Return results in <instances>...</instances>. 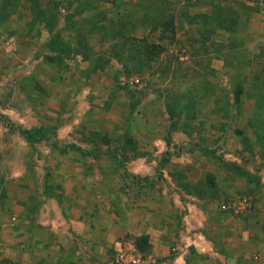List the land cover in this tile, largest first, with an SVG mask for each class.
Wrapping results in <instances>:
<instances>
[{
    "label": "rangeland",
    "instance_id": "rangeland-1",
    "mask_svg": "<svg viewBox=\"0 0 264 264\" xmlns=\"http://www.w3.org/2000/svg\"><path fill=\"white\" fill-rule=\"evenodd\" d=\"M14 33L13 61L2 63L16 100L27 107V127L52 137L27 159L36 188L55 189L52 161L64 162L71 145L77 157L86 151L87 163L113 166L120 175L129 162L159 150L157 164L175 165L179 182L190 156L201 171L215 170L222 203L260 199L254 208L264 245V0H0V35ZM144 41L159 48L143 50ZM237 82L244 89L236 104ZM195 148L200 158L188 155ZM124 174L130 183L138 178ZM199 177L198 169L190 175ZM207 182L197 186L207 191ZM113 253L99 264H111ZM10 256L3 250L0 264H23Z\"/></svg>",
    "mask_w": 264,
    "mask_h": 264
},
{
    "label": "crops",
    "instance_id": "crops-1",
    "mask_svg": "<svg viewBox=\"0 0 264 264\" xmlns=\"http://www.w3.org/2000/svg\"><path fill=\"white\" fill-rule=\"evenodd\" d=\"M0 48V125L9 124L0 131L1 254L4 250L10 257L19 256L23 264L33 259L36 264H99L118 240L146 235L144 254L152 264H258L250 253L262 243L254 208L261 205L260 199L222 203L217 183L207 191L197 186L206 184L207 173L216 176L215 170L201 171L198 159L194 163L190 156L184 159L192 161L187 164L191 167L180 168L186 175L179 182L177 167L158 165L159 150H148L120 168L138 177L130 183L124 171L120 175L113 166L87 163L86 151L78 158L71 145L73 151L67 150L64 162L52 161L55 189L46 184L36 188L27 159L36 157L38 147L52 137L40 127H27V107L16 100L19 91L2 63L6 57L12 60L8 53L17 49V33L0 35ZM11 126L22 132L9 133ZM192 152L188 155H203L197 148ZM206 159L208 166H216ZM195 169L199 180L190 178ZM155 172L166 179L153 180ZM142 176L151 180H139ZM223 204L229 208L221 209ZM247 212V219L240 217Z\"/></svg>",
    "mask_w": 264,
    "mask_h": 264
},
{
    "label": "built area",
    "instance_id": "built-area-1",
    "mask_svg": "<svg viewBox=\"0 0 264 264\" xmlns=\"http://www.w3.org/2000/svg\"><path fill=\"white\" fill-rule=\"evenodd\" d=\"M223 209H228L229 204H223ZM111 264H152V259L140 253L133 241L127 238L120 239L113 246ZM255 262L264 261V248L251 254Z\"/></svg>",
    "mask_w": 264,
    "mask_h": 264
},
{
    "label": "trees",
    "instance_id": "trees-1",
    "mask_svg": "<svg viewBox=\"0 0 264 264\" xmlns=\"http://www.w3.org/2000/svg\"><path fill=\"white\" fill-rule=\"evenodd\" d=\"M166 21H168V20H166ZM168 24H171L172 25V23L171 22H168ZM160 26V24L159 23H153V24H151V30H156V29H158V27ZM161 27H163V24H161ZM169 27H163V29H168ZM174 28H172V31H174L173 30ZM59 36L58 35H55L50 41H49V43H48V46H49V50H51V51H56L57 49L55 48V42H56V38H58ZM60 38V37H59ZM152 46H155L156 48H159V45H156V44H154V43H147L146 41H144V45H141V47H142V49L143 50H146L147 49V47H152ZM52 57L53 56H49L48 58L49 59H52ZM263 87H264V84H263ZM243 85L240 83V82H237V83H235V85H234V87H233V91H232V93H233V98H234V102L237 104V103H239L240 102V100H241V94H242V92H243ZM30 132H32L33 134H34V136L35 135H37V131H30ZM36 140H38V138H35ZM206 180L208 181H206L207 182V184L210 186V187H213L214 185H215V180L213 179V175L212 174H210V173H207L206 174ZM46 186H48V188H51V185H46ZM133 243H134V245L136 246V248H137V250L140 252V253H142L143 255H145L144 254V251L148 248V243H147V236L146 235H139V236H136L133 240ZM7 261H9V260H7Z\"/></svg>",
    "mask_w": 264,
    "mask_h": 264
}]
</instances>
